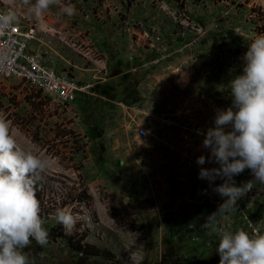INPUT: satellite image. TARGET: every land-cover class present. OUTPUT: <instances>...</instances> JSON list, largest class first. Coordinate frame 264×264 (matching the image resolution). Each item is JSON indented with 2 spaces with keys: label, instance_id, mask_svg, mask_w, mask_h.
Listing matches in <instances>:
<instances>
[{
  "label": "rangeland",
  "instance_id": "rangeland-1",
  "mask_svg": "<svg viewBox=\"0 0 264 264\" xmlns=\"http://www.w3.org/2000/svg\"><path fill=\"white\" fill-rule=\"evenodd\" d=\"M107 1L60 0L43 21L53 18L61 25L69 17L62 12L64 5L71 3L79 14L80 4L89 3L91 11L84 14L94 22L93 32L85 27L77 30L78 21L72 16V35L56 29L60 32L55 37L46 34L45 43L29 44L58 72L94 87L88 93L76 92L75 101L62 108L21 81L0 78V117L12 121L23 149L52 158V167L37 180L44 194L39 199L44 227L48 232L61 230L54 213L70 211L77 219L71 235H83L84 243L108 254L85 257L61 238H49L46 247L33 240L23 251L30 264H163L166 253L182 243L191 252L188 261L206 250L211 255L219 236L215 225L208 226V217L217 210L215 202L220 197L198 179L200 167L216 165H197L199 156L208 155L202 148L204 136L197 135V130L212 127L215 109L231 105L228 83L242 74L241 58L259 36L257 26L262 23L254 24L257 18L252 10L264 11V0H112L121 8L115 10L120 26L135 34L125 32L127 38L109 27H98L103 10L113 5ZM9 3L42 29L23 3ZM187 21L197 23L202 31L196 33L191 24L186 26ZM50 28L55 27L46 29ZM152 30L164 36L162 50L171 51V56L145 68L141 60H151L156 53L141 41ZM61 35L82 48L87 46L81 35L92 48L97 43L94 36L102 37L106 51L94 49V54L100 53L103 62H95V55L87 58L85 49L78 53L64 45ZM202 95L206 99L200 101ZM139 108L166 113L175 122L163 128L151 125L152 138L134 140L132 119L145 121L137 115ZM235 179L240 186L252 176L245 170ZM242 198L241 204L248 206L264 230V186L256 183ZM219 220L228 224L229 231H246L237 213L218 214ZM192 236L200 241L193 242Z\"/></svg>",
  "mask_w": 264,
  "mask_h": 264
},
{
  "label": "clouds",
  "instance_id": "clouds-1",
  "mask_svg": "<svg viewBox=\"0 0 264 264\" xmlns=\"http://www.w3.org/2000/svg\"><path fill=\"white\" fill-rule=\"evenodd\" d=\"M12 2V0H9ZM38 20L60 0H22ZM69 17L76 14L71 3L62 7ZM17 15L9 10L0 15V31L11 28ZM242 74L229 81L231 105L215 109L213 126L206 131L202 148L208 155L197 158L198 179L206 181L212 192L222 199L209 217L216 224L217 215L234 211L237 202L252 191L256 183L264 186V35L255 37L242 56ZM52 158H41L26 151L17 142L12 121L0 117V264H30L23 251L33 240L41 247L49 244V232L41 217L36 182L52 167ZM249 170L252 179L237 186L235 177ZM219 180L221 183L216 184ZM207 194V189L204 190ZM55 222L66 234L75 229L77 219L70 211L57 209ZM219 236L216 253L219 264H264V230L252 234L214 228Z\"/></svg>",
  "mask_w": 264,
  "mask_h": 264
},
{
  "label": "built area",
  "instance_id": "built-area-1",
  "mask_svg": "<svg viewBox=\"0 0 264 264\" xmlns=\"http://www.w3.org/2000/svg\"><path fill=\"white\" fill-rule=\"evenodd\" d=\"M161 8H163V6ZM9 10L16 13L17 22L14 23L11 28L0 31V78L21 81L29 89L37 90L52 103L62 108H67L68 105H71L72 102L75 101L76 92L88 93L94 87L92 84H78L66 73L58 72L43 55L30 50L29 44L31 42L42 41L45 43L46 40L44 37L47 36L46 34L51 33L50 30L38 29L34 20L30 19L27 14L24 15L19 7L5 2L4 0H0V15L6 14ZM185 24L186 26L191 24V29H195L196 33L202 31V28L199 27L197 23H190L187 21ZM55 36L56 35H54V37ZM181 36L185 37L186 35L182 33ZM82 38V43L87 46L86 48L77 46L79 42L70 40L66 37L61 36L59 40H61L64 45L72 47L78 53H82L85 49L86 57L89 58L91 57L90 55L93 57L95 54L89 43V39L81 35L80 40H82ZM141 42H144V44L147 45L146 48L150 49L151 52L156 53L151 60H141L145 68L157 66L164 61L168 55L171 56V51L170 54H168L166 53L167 50H162L165 46L164 36L162 34H156L155 30H152L150 34L145 33ZM132 58L133 57H131V59ZM93 59L95 62H103L100 53L96 54ZM205 99L206 97L204 95L200 97V101ZM137 115L143 116L145 119V121L139 119H132L131 121L132 125L136 126L134 140L138 141H145L155 135L152 134L153 129L151 125L156 124V126L163 128L167 125H173L175 122L166 113L157 112L155 109L150 111L147 108H139L137 110ZM241 202H245L243 198L237 202L235 210L231 212L237 213L244 221L245 229L249 234H252L257 229L262 230L252 213L248 212V206L242 205ZM221 203V198L215 202L216 205ZM222 221H216L215 228L227 230L228 224ZM191 240L198 243L200 238L199 236H192Z\"/></svg>",
  "mask_w": 264,
  "mask_h": 264
},
{
  "label": "trees",
  "instance_id": "trees-1",
  "mask_svg": "<svg viewBox=\"0 0 264 264\" xmlns=\"http://www.w3.org/2000/svg\"><path fill=\"white\" fill-rule=\"evenodd\" d=\"M252 12L256 13L255 16L257 18L256 22H254V24L258 25V23H262L261 27L257 26L258 35H264V11L258 10L256 12L255 10H252ZM35 187H36L37 199L43 200L44 194L41 193L37 182H36ZM112 216H113V219L117 222V220H118L117 213L114 212V214H112ZM71 234L70 235L66 234L63 228H61V230H58L57 228H52L49 231V238L52 240H56L58 238L65 240L67 242L68 246L70 247V249H72L74 252H76L80 255H84L85 257L107 256L108 253H106V251H102L100 249H97L93 245H90L88 243H84L85 237L83 235L77 236V235H71ZM173 238H177V236L173 237ZM178 246L179 247H177L172 253H169V252L166 253V255H165L166 260L164 261L163 264H219V256L216 253V251L212 252L210 255L209 251L206 250L204 253L199 255L198 258L195 259L193 257H190L191 260L188 261L189 259H187V257H188L187 253L189 251H187L185 248H183V246H185L183 243H182V247H181V245H178ZM192 251L195 252L194 249H192ZM189 253H191V252H189ZM181 256H182V259L179 258Z\"/></svg>",
  "mask_w": 264,
  "mask_h": 264
},
{
  "label": "crops",
  "instance_id": "crops-1",
  "mask_svg": "<svg viewBox=\"0 0 264 264\" xmlns=\"http://www.w3.org/2000/svg\"><path fill=\"white\" fill-rule=\"evenodd\" d=\"M17 2L18 3H23L22 0H17ZM107 2H109L111 4L113 2V5L112 6L109 5L110 6V9L109 10H103V19H102L103 21L100 22V23H98V24L96 23L98 25V27H100V26L101 27H109V28L117 31L121 35H124L126 38H127V35H126L125 32L129 33L132 36H135V34L130 33L129 31H127L124 28V26L123 27L120 26V22H119V20L117 18V13L115 12L116 9L121 10L120 6H117L116 7L114 5L115 4V1H112V0H109ZM102 5H106V4H102ZM24 7L29 10V6L28 5H24ZM90 7L91 6H90L89 3L80 4V8H82V9L81 10H78L79 14H77V11H76V14L73 15V16H76V20L78 21V23H77L78 26L76 27V28H78L77 30H79V31L81 30L82 31V30H84V27H85L86 29L88 28L87 30L91 29V31H92L93 25H95V24H94V22L91 21V19L86 18L85 17V14H84V13H88V12L91 11V8ZM105 13H108L107 16H106ZM71 17H64V22H63V24H61L62 26L61 25H58V23L56 21L54 22L53 18L52 19H48L47 21L40 20V26L42 27V29H46L47 27H52V26L55 27V28H52V29L50 28L51 33L50 34H47L50 37H51V34H53V36H54V35H56L55 34L56 32H60V31H55L56 29L62 30L64 32V35H66L68 37V36L72 35L71 34V31H70V24L72 25ZM119 30H122L124 33L123 32H120ZM64 35H61V36L62 37H66ZM132 36L130 37V39H128L129 42L132 41V39L134 38ZM94 37H95V39H97V43H96V47H94L92 50L96 49V50H98L100 52H105L106 51V49L104 47L105 45H102L103 38L100 37V36L99 37L94 36ZM109 44H112V43H107V45H109ZM129 46H131V45L129 44Z\"/></svg>",
  "mask_w": 264,
  "mask_h": 264
}]
</instances>
